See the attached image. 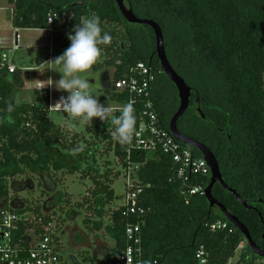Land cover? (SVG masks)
Masks as SVG:
<instances>
[{"label": "trees", "instance_id": "16d2710c", "mask_svg": "<svg viewBox=\"0 0 264 264\" xmlns=\"http://www.w3.org/2000/svg\"><path fill=\"white\" fill-rule=\"evenodd\" d=\"M7 1L14 5L11 23L15 29L48 30L47 20L53 16L54 33L66 35L55 38H63L67 46L70 43L67 33L82 19L96 15L102 31L112 36L109 45L99 46L101 54L92 65L105 73V92L121 103L126 102L128 96L117 95L112 85L127 77L138 62L145 63L154 80L148 97L143 99L151 101L162 125L169 127L179 100L175 87L166 79L154 56L155 39L149 26L127 23L113 0ZM125 3L139 18L159 24L170 64L199 94L200 105L192 100V106L177 123L179 131L207 146L218 161L225 183L263 213L264 0H127ZM108 68L113 69L111 79L106 77ZM23 77L17 68L8 72L0 63V211L8 210L20 218L17 229L11 233L13 246L28 252L39 238L48 234L61 261L63 242L59 223L63 219L48 213L43 202L32 204L18 198L21 207L8 203L11 193L16 192L18 177H34L44 192L48 183L56 190L61 206L69 205L70 199L69 193L62 189L64 194L58 187L64 186L65 175L79 173L82 179L91 180L93 186L73 207L96 212L103 219L104 206L111 208L115 199L114 181L121 171H127L129 163H134L139 165L136 173L138 183L144 187L141 205L146 212L137 216L120 205L108 213L110 224L106 225V231L115 240V246L107 264H117L126 245L127 223L141 225L143 264H197L195 253L200 246L207 253L208 264H258L260 258L252 254L242 234L230 223L228 228L232 232L211 228L212 223L226 219L218 208L210 209L204 195L185 200L180 193L176 165L168 154L132 150L127 158L130 143L115 140L114 126L98 118L92 119L93 140L54 124L49 119L48 97L43 104L16 103L15 95ZM140 109L141 104H136V123ZM102 142L101 151L106 155L113 152L120 170L113 172L109 167L102 170L98 164L97 153ZM80 145L83 149L75 151ZM183 147L201 157L197 150ZM204 182L208 185L210 176ZM212 193L248 228L257 245L264 247V213L261 220L258 212L247 210L220 185H215ZM101 227L103 224L98 222L94 230ZM240 245L243 249L240 259L230 263Z\"/></svg>", "mask_w": 264, "mask_h": 264}, {"label": "rangeland", "instance_id": "374dc122", "mask_svg": "<svg viewBox=\"0 0 264 264\" xmlns=\"http://www.w3.org/2000/svg\"><path fill=\"white\" fill-rule=\"evenodd\" d=\"M12 7L14 8V5H10L7 0H0V50L8 62L17 68V72L24 76L22 86L15 95L16 103L43 104L48 97L49 119L54 124L75 130L93 140L95 134L92 121L90 123L81 118L72 117L62 109L57 110L53 106L61 96L67 95L66 92L57 90L54 84H50V78L53 81L60 78V73L55 71L59 70L60 65L52 60L61 55L64 49L68 47L64 45L63 38L56 39L55 35L58 37L66 35L54 33L53 30L15 29L11 23ZM26 71L31 72L29 79L25 78ZM102 72L91 67L82 75L89 82L90 94L98 98L101 104L107 103L114 109H118L123 103L108 96L110 94L102 89V74L105 76V73ZM106 72V77L111 79L113 69L108 68ZM103 145L102 142L96 159L102 170L108 167L112 168L113 172L120 170L114 153L111 152L106 155L102 152ZM33 178H27V175L18 177L19 183L15 184L16 192L11 193V199L8 200V203L14 202L15 207H21L22 204L19 199H25L32 204L43 202L48 213L52 212L63 219L59 223L62 228L59 234L63 242L59 264H107L108 255L115 246V240L106 231V225L110 224L108 213L122 204V195L125 192V182L127 181L124 173L121 171L120 176L112 185L115 199L111 208L108 205L104 206L103 210L106 215L103 219H99L96 212L89 213L84 209L73 207L76 201H82L83 197L89 194L88 190L93 186L91 180L82 179L79 173L65 175L64 186L62 185L58 189L61 192L64 189L69 193L67 196L70 203L60 206L56 190L47 183L46 192H44L38 186V180ZM62 206H64L63 209H61ZM98 222H101L103 227L94 230ZM242 250L236 251L235 257L231 259L230 263L238 262Z\"/></svg>", "mask_w": 264, "mask_h": 264}, {"label": "built area", "instance_id": "2783aa9c", "mask_svg": "<svg viewBox=\"0 0 264 264\" xmlns=\"http://www.w3.org/2000/svg\"><path fill=\"white\" fill-rule=\"evenodd\" d=\"M47 21L48 30L52 31L53 16H49ZM0 63L8 72H14L16 69L3 56L1 50ZM153 80L154 75L149 66L143 62H138L127 77L112 85L113 91L117 95L125 94L128 96L126 102L131 101L133 107L138 103L141 104L138 123H136L131 139L128 141L130 147L127 158H129L132 150L145 151L151 155H157L159 152L168 154L176 165L175 173L181 181L180 193L188 201L193 196L204 195V190L207 187L204 179L210 176V169L202 157L197 156L192 150L183 147L182 143L174 139L169 128L162 125L151 101L143 99L148 97ZM56 109L61 110L59 107ZM138 168V164L129 163L127 171L124 173L127 181L125 182V192L122 195L121 205L129 213L142 216L146 210L141 205L144 187L138 183L139 177L136 173ZM19 219L16 214L8 210L0 211V264H59L58 252L48 234L39 238L28 252L13 246L11 233L17 229L16 223ZM228 225V222L216 221L211 224V228L213 230L227 229L232 232ZM124 234L126 245L118 256L117 264H143L141 225L139 223H127ZM241 248L242 245L239 246V249ZM195 257L197 264H208L207 253L203 246H200L196 251ZM257 263L264 264V258H260Z\"/></svg>", "mask_w": 264, "mask_h": 264}, {"label": "clouds", "instance_id": "9594fccd", "mask_svg": "<svg viewBox=\"0 0 264 264\" xmlns=\"http://www.w3.org/2000/svg\"><path fill=\"white\" fill-rule=\"evenodd\" d=\"M67 38L70 41L68 47L52 60L60 65L59 70H55L60 73V78L55 81L50 78V84L67 95L61 96L53 106L90 123L93 118H98L101 122L107 121L114 126L113 138L121 144L127 143L136 125L133 103L125 102L118 109L107 103L101 104L98 98L90 94L89 82L82 75L97 62L102 51L99 46L109 45L112 36L109 32L102 31L99 18L92 14L76 24L67 33ZM114 111H118V114L113 115ZM82 149L83 145H80L75 151Z\"/></svg>", "mask_w": 264, "mask_h": 264}, {"label": "water", "instance_id": "95a60500", "mask_svg": "<svg viewBox=\"0 0 264 264\" xmlns=\"http://www.w3.org/2000/svg\"><path fill=\"white\" fill-rule=\"evenodd\" d=\"M121 15L125 19V21L129 24L133 25H146L149 26L153 33H154V39H155V53L156 58L159 62L160 68L166 79L175 87L177 91V96L179 100V107L175 114L173 115L172 119L169 123V131L174 137V139L183 145H187L192 149L197 150L200 154L202 159L207 163V166L210 169V182L207 185V187L204 190V196L207 200L210 209L218 208L220 212L223 214V216L226 219V222L230 223L234 229L239 231L245 242L248 246L249 250L252 252L253 255L259 258H264V249H262L257 243L252 239L251 234L248 230V228L239 220V218L230 213L227 208L221 204L219 201L215 199L213 196V188L215 185H220L225 191L229 192L231 195L235 197V199L241 203L247 210H253L255 212L259 213V216L261 220H263L262 212H259V210L254 207L253 205H249L238 193L236 190L230 188L224 181V178L220 172V168L218 165V161L213 154V152L205 146L203 143L190 138L184 134H182L178 129V121L179 119L184 115V113L188 110L191 104V97L192 94H194L195 102L196 104H199V94L193 90L187 83L184 81V79L175 71V69L170 64L168 57L166 55L165 45H164V37L162 33V29L159 26V24L153 20L149 19H142L136 16L131 9V7L126 6L127 0H113ZM76 5V4H74ZM73 5V6H74ZM17 38V34H16ZM29 71L25 72V78H30ZM101 87L103 90H105V85L101 82ZM200 110V107L198 108ZM204 117V115H202Z\"/></svg>", "mask_w": 264, "mask_h": 264}, {"label": "flooded vegetation", "instance_id": "af4514ba", "mask_svg": "<svg viewBox=\"0 0 264 264\" xmlns=\"http://www.w3.org/2000/svg\"><path fill=\"white\" fill-rule=\"evenodd\" d=\"M49 4H50V3H49ZM154 56L156 57V55H154ZM104 81H105V76H102V78H101V82H102L103 85H105ZM106 84H107V83H106ZM192 100L195 101L194 94H192V97H191V104H190V106H192ZM195 104H196V102H195ZM261 248L264 249V247H261Z\"/></svg>", "mask_w": 264, "mask_h": 264}]
</instances>
